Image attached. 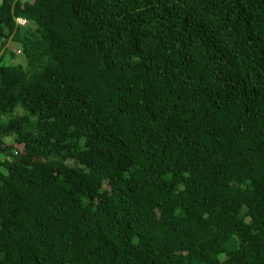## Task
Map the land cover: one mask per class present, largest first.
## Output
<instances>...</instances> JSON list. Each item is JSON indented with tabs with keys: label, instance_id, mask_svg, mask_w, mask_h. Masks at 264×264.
I'll use <instances>...</instances> for the list:
<instances>
[{
	"label": "trees",
	"instance_id": "obj_1",
	"mask_svg": "<svg viewBox=\"0 0 264 264\" xmlns=\"http://www.w3.org/2000/svg\"><path fill=\"white\" fill-rule=\"evenodd\" d=\"M0 264H264V0H0Z\"/></svg>",
	"mask_w": 264,
	"mask_h": 264
},
{
	"label": "clouds",
	"instance_id": "obj_2",
	"mask_svg": "<svg viewBox=\"0 0 264 264\" xmlns=\"http://www.w3.org/2000/svg\"><path fill=\"white\" fill-rule=\"evenodd\" d=\"M21 20V19H20ZM21 24H23V22H22V20L21 21H19Z\"/></svg>",
	"mask_w": 264,
	"mask_h": 264
},
{
	"label": "rangeland",
	"instance_id": "obj_3",
	"mask_svg": "<svg viewBox=\"0 0 264 264\" xmlns=\"http://www.w3.org/2000/svg\"><path fill=\"white\" fill-rule=\"evenodd\" d=\"M18 21H21L20 19H18ZM23 22V21H22Z\"/></svg>",
	"mask_w": 264,
	"mask_h": 264
}]
</instances>
